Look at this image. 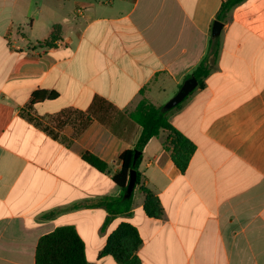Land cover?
<instances>
[{
  "label": "crops",
  "instance_id": "1",
  "mask_svg": "<svg viewBox=\"0 0 264 264\" xmlns=\"http://www.w3.org/2000/svg\"><path fill=\"white\" fill-rule=\"evenodd\" d=\"M223 1L0 0V264H36L40 238L62 226L89 262L118 264L101 252L123 222L139 231L141 264H264V0L234 7L214 36ZM215 38L204 87L169 113L196 146L188 169L168 133L151 139L132 211L102 231L96 204L121 194L112 177L142 133L131 113L173 98ZM39 91L57 97L30 106ZM142 186L161 218L146 215Z\"/></svg>",
  "mask_w": 264,
  "mask_h": 264
},
{
  "label": "trees",
  "instance_id": "2",
  "mask_svg": "<svg viewBox=\"0 0 264 264\" xmlns=\"http://www.w3.org/2000/svg\"><path fill=\"white\" fill-rule=\"evenodd\" d=\"M246 0H225L222 2L217 21L226 22L231 10L245 2ZM60 28L56 27L48 45H52L59 37ZM217 38L210 41L209 49L198 67L187 78L195 77L198 80V87L203 88L204 80L211 72V63L218 56L219 44ZM57 97L56 92L39 91L33 94L30 106L38 104L44 100H53ZM188 98V97H187ZM186 98V99H187ZM185 99V100H186ZM182 103L176 108L181 107ZM175 109V108H174ZM173 110V109H172ZM164 107H157L147 99H142L136 109L131 113V117L142 127L140 138L133 149L125 151L120 156L122 167L115 172L112 180L121 188L118 197H104L96 204V207L104 208L108 216L102 226L104 231L115 217L128 214L133 208V194L125 197L130 183L131 171L136 173V186L142 182V174L139 166L144 148L148 142L161 133H168L166 147L172 152V161L175 166L185 173L188 169L192 157L196 152L195 144L184 134L177 130L170 122L169 113ZM139 154V159L134 165L135 154ZM84 161L98 171L105 173L109 165L99 157L86 153ZM141 191L145 195L144 211L150 218L159 219L164 215V208L158 196L150 189L142 186ZM80 206H77L79 208ZM56 213L52 212L46 217H52ZM142 245V238L139 231L132 224L123 222L109 236L106 246L101 252L102 256H110L118 264H141L139 249ZM36 264H94L86 257V247L83 239L73 226H62L53 232L42 236L38 242L36 250Z\"/></svg>",
  "mask_w": 264,
  "mask_h": 264
},
{
  "label": "water",
  "instance_id": "3",
  "mask_svg": "<svg viewBox=\"0 0 264 264\" xmlns=\"http://www.w3.org/2000/svg\"><path fill=\"white\" fill-rule=\"evenodd\" d=\"M223 28V23L216 21L213 27V34L217 36L220 34V31ZM198 87V80L195 77H192L184 82L181 86L179 92L164 106V110L169 111L176 108L179 104L183 103L185 99ZM139 159V154L136 153L134 157V165ZM136 187V173L131 171L130 183L128 186L127 194L125 197H130Z\"/></svg>",
  "mask_w": 264,
  "mask_h": 264
},
{
  "label": "rangeland",
  "instance_id": "4",
  "mask_svg": "<svg viewBox=\"0 0 264 264\" xmlns=\"http://www.w3.org/2000/svg\"><path fill=\"white\" fill-rule=\"evenodd\" d=\"M171 99H172V98H171ZM171 99H170V100H171ZM164 100L167 101V100H168V97H167V98H164ZM170 100H168V101L166 102V104H167ZM166 104H164V106H165ZM164 106H162V107H164Z\"/></svg>",
  "mask_w": 264,
  "mask_h": 264
}]
</instances>
